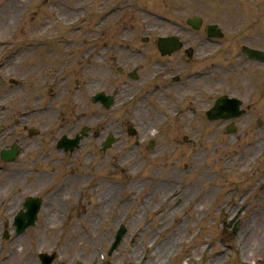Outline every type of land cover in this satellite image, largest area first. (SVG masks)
I'll use <instances>...</instances> for the list:
<instances>
[{
  "label": "rangeland",
  "instance_id": "obj_1",
  "mask_svg": "<svg viewBox=\"0 0 264 264\" xmlns=\"http://www.w3.org/2000/svg\"><path fill=\"white\" fill-rule=\"evenodd\" d=\"M84 1L89 0H0V76L4 78L0 82V126L14 128V131L8 132V136L0 139V148L13 143H27L32 151L35 149V139H24L26 134L15 123L25 126L22 118L24 112L36 105L37 98L42 103L43 95L48 96L54 79L61 75H79L80 88L86 86L85 89L89 90L91 87L90 91L104 89L109 82L111 87H118L120 82L122 92L118 94L119 101L135 94L146 83L150 84H146V89L149 88L155 83L152 81L154 73L162 71V66H168L180 74L203 71L207 76L203 75V79L191 87L198 92L204 90L206 95L202 99L203 104L195 106L197 116H192L185 107L183 110L181 108V112L176 105L171 107V101H167L168 106L165 107L170 108V115H177L179 111L178 116H181L174 118V122L158 138L148 136V130L153 120L159 127L162 114L146 108L148 114L143 120L145 124L141 125V132L147 134L143 140L154 139L157 142L155 150H160L155 156L150 153L141 155L148 157L145 161H140L134 155L123 160V152L127 154L125 145L131 146V141L126 144L125 139L117 142L112 151H105V154L98 152L100 140L87 141L84 155L92 152L93 159L90 156L86 159L78 157L63 160L61 165L56 161L51 163L52 159H46L41 167L37 163V166L33 165L34 162L26 164L36 161L37 155L22 154L20 162L10 168L14 172L0 176V234L4 228L11 231L12 216L19 208V194L20 197H41L44 209L42 207L34 228L28 229L18 240L10 241L16 243L18 248H14L17 250L15 259H8L6 264H40V253H55L58 259L54 264H91V257L95 259V264H101V255L105 264H156L153 251L156 253L159 244L168 238L174 243V251L164 254L158 264H214L217 257L220 258L218 264H264V163L254 169L250 168L251 164L247 166L264 146H261L264 143V74H261V69L250 70L249 73H254L251 75L238 73L220 80L222 72L217 68L219 63L215 62L216 59L214 62L192 64L188 70L186 65L174 59L173 65L153 63L154 58L158 57L153 50L150 61L132 55L131 49L122 51L120 44L148 51L151 49L149 43L143 45L139 41L145 35L139 27L138 15L133 11L128 12L131 16L129 20H122L119 24L115 22L117 16H114L103 36L94 34L90 37L94 44H109L115 50L112 48L110 56L104 55L100 59L91 57L88 63L87 55H76L78 50L71 44L66 45L64 41L58 43L61 36L69 34L66 25L78 17H89L94 10V7L88 9V3ZM94 1L102 7L101 11L103 4L109 6V0ZM119 2L110 0V7ZM138 2L139 5L158 9L162 14L170 12L167 7L172 5L169 0ZM220 3V0L210 4H203L200 0H176L179 7L176 18L183 21L192 16H201L208 22H219L218 14L234 7ZM27 5L31 7L28 16ZM85 8L88 15L83 11ZM6 13L9 14V21H6ZM60 17L65 24L60 23ZM142 18L149 24H157L146 17ZM125 26H129V30L124 32ZM82 36L79 34V40ZM55 37L58 40L53 42ZM47 41L51 44L45 49L29 46V43ZM115 53L117 58L111 55ZM118 68L125 71L136 69V75H140L139 81H131L127 76L115 78ZM107 69L112 72L109 74ZM84 75H92L94 80ZM214 75H218V79H214ZM10 79L18 81L24 88L26 84V99L20 88L9 84ZM37 88L41 96H38ZM193 90L181 89L178 96ZM225 94L238 96L244 108L248 106L251 109L236 124L239 141L224 134L223 126L209 123L203 116L213 101ZM81 110L74 114L67 112L59 121L58 117L51 115L44 120L33 117L31 125L41 122L40 129L34 127L44 137V127L48 125L55 124L52 134L58 131L66 133L82 125L79 122L73 126L80 113L88 115L86 113L91 111L96 119L106 122L112 118L105 117L113 116L98 108L83 107ZM132 115L129 114V118ZM257 120L262 123L260 128L256 127ZM64 122L72 125L61 128ZM184 138L188 141H183ZM166 140L174 142L167 144ZM117 155L119 159L122 157L121 164L116 161ZM105 172L110 174L108 183L103 176ZM8 175L13 177L8 178ZM116 181H120L121 187ZM162 181L175 182L171 187L177 190L186 188L176 196L178 204L176 198L173 202H163L171 187L167 188ZM162 185L164 187H160ZM90 186L100 188L90 191ZM80 192L81 198H78ZM55 194H58L57 197ZM232 204L236 206L233 212ZM61 217L64 218L63 222H60ZM236 217L240 219V230L238 235L233 236L231 229L225 225ZM122 222L126 224L127 234L108 257L114 231ZM183 233L185 235L182 236ZM7 243L1 242L0 235V256L7 252L11 255ZM22 249L26 255L22 254Z\"/></svg>",
  "mask_w": 264,
  "mask_h": 264
},
{
  "label": "flooded vegetation",
  "instance_id": "obj_2",
  "mask_svg": "<svg viewBox=\"0 0 264 264\" xmlns=\"http://www.w3.org/2000/svg\"><path fill=\"white\" fill-rule=\"evenodd\" d=\"M201 1L210 3L212 0H201ZM223 1L224 0H220L221 2L220 4H223ZM247 3L249 5V9L247 12L248 22L246 23L245 27L240 30L239 24L235 20L232 21V23L230 24V30H229L230 31L229 33H231L232 35L231 39L228 42L223 44L222 49H229L235 44V41H239L240 39H245L249 47L264 51V24H263L264 22V0H247ZM203 34H204L203 30L201 29L198 32H195L194 34H191L190 31H187V30H184L183 33L177 30L175 31V33L171 35L178 36L180 38L181 36H183L184 38L183 39L181 38L182 41L185 42V44H187L188 47H191L193 44L197 46L199 45L200 41L202 40L201 36H203ZM150 48L151 49H149V51L144 49V51L146 52L148 56H150L152 54V50H154L153 46H150ZM231 56L233 57V59L230 60L231 62L237 63V61H239V57L237 56V54L234 55L233 53H231ZM171 58L174 59L175 62L182 63L183 62L182 60H186V52H184V50L179 51L178 53L172 55ZM84 76L88 77V79L94 80L92 75H84ZM120 77H124V75H120ZM78 78H79V75H61L59 77H56L53 82V87L50 89V92L48 93V96L43 95L42 97L43 102L40 103L41 99L37 98L36 105H34L33 108L31 107V109H28L26 110V112H24L22 118L25 121V126L21 127L20 125H18L20 124L19 122L15 123L16 126H18V128H21L20 131L26 134L27 137L24 139H28V140L35 139L36 141V146H35V149H33V151L30 147L26 145L27 143L24 145H20L18 143L17 145L20 146L21 148L20 154H24L25 156L29 155V153L36 154L37 159L43 156L48 158L51 156L60 157V156L70 155L58 149L57 141L58 139H61V137L73 138L74 136H76L77 127L74 129L71 128V130H69L66 133H61L58 131L57 134H52L55 124H52V126L48 125L44 127V137H41V132L36 129L38 132V136L35 138L29 137L28 131L31 129L35 130L34 126L36 127L38 126L39 129L42 126L41 122H38L37 124L34 123L33 125H31V119L33 117L37 119L41 118L42 120H44L45 118H48L49 115H51V116L58 117L57 120L59 121L61 116H63L67 112L74 114V113H78L82 111L81 109L87 104V97L85 96L86 86L80 88V82ZM88 83H90V81ZM97 83H99V80L97 81ZM97 83L95 84L97 85ZM178 83H180L182 87H186L187 85L191 84L189 78L188 79L184 78L183 80H179ZM121 85L122 84L119 82L118 87H116L115 85H112L114 88L111 86L108 87V89L111 88V93L113 92V96L115 98L118 95L117 93L122 92ZM156 85H157L156 88H154L152 91H150V89L147 90L149 93H152L150 97L154 96L159 91L168 90V89L171 90V87H170L171 85L168 83V81H166V79H162L158 77L156 80ZM88 89L91 90V87ZM35 90L38 93V96H41L39 89L37 88ZM102 91H105V90L102 89ZM78 92L83 93V98H84L83 103H79V100L77 97ZM24 93H25V99H26L27 93H28L26 84L24 88ZM149 93L146 94L144 90L142 89L141 92H139V94L136 95L135 97L136 102H143V100L147 98V95H149ZM197 93L198 92L195 91V94ZM90 101H91V97H90ZM94 106L89 104V109H93ZM97 107L100 109H103L100 105H98ZM46 109H48L49 111H46ZM87 114L88 115H84L82 118L77 117L75 119V123L73 124V126H77L79 122L86 123L88 125L91 124L90 126L92 127L89 129H90V135H93L92 139H98V140L100 139V142H101L102 141L101 139H104L105 136L109 134L110 132H113L116 135H118V133L119 134L121 133L122 131L121 122L124 121V119L116 121V123L118 124L114 127H111V124L108 122L107 123L104 121L103 122L97 121V123L92 122L95 118V114L91 113V111L88 112ZM107 115H109V112L107 113ZM51 116H50V119H51ZM123 123L125 124L123 125V127H125V131H126L127 121H124ZM70 125H72L70 122H67V123L64 122L62 123L60 127L63 128L65 126H70ZM168 127L169 126H167L166 129ZM111 128H112V131L110 130ZM12 131H14V128L12 129L9 127L3 128L2 126V130L0 132V139H4L5 136H8V132H12ZM101 133H103L102 138H100ZM88 139H86V143ZM116 139H117L116 142H118L120 140L119 136ZM172 142L174 141L166 140L167 144H171ZM86 143L84 144V141L80 142L79 148L82 149L84 146H86ZM136 145L137 146L141 145V147H143L144 143L143 141L139 143V140H137ZM159 150L160 149H157L154 152H152V155L155 156L157 153H159ZM73 154L74 153H72L69 157H71ZM91 155H92V152H89V156ZM27 163H30V162H27Z\"/></svg>",
  "mask_w": 264,
  "mask_h": 264
},
{
  "label": "bare ground",
  "instance_id": "obj_3",
  "mask_svg": "<svg viewBox=\"0 0 264 264\" xmlns=\"http://www.w3.org/2000/svg\"><path fill=\"white\" fill-rule=\"evenodd\" d=\"M6 15H7V20L6 21H9L8 20V15L9 14H7L6 13ZM1 25H2V23H1ZM13 209V208H12ZM12 211V210H11ZM172 235V234H171ZM183 235H185V233H183L182 234V236ZM172 239L171 238H168L166 241L164 240L163 242H161L160 244H159V246L156 248V253H157V255H156V253L153 251V253H154V258L156 259V264H158V261L159 260H161V259H163V256H164V254H166L167 252L169 253V252H173L174 250V248H175V246H174V243L171 241ZM178 240V238H176V240L175 241H177ZM24 252V251H23ZM22 252V254L23 255H26V253H23ZM16 251H13V256H12V259H15V255H16ZM152 253V254H153ZM167 253V254H168ZM219 261H220V258H216L215 260H214V264H218L219 263ZM90 262H91V264H95V259L94 258H90Z\"/></svg>",
  "mask_w": 264,
  "mask_h": 264
}]
</instances>
